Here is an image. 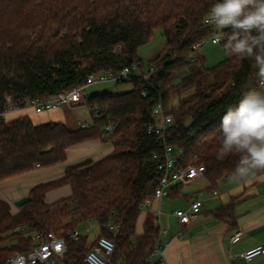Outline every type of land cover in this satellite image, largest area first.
<instances>
[{
  "label": "trees",
  "instance_id": "obj_1",
  "mask_svg": "<svg viewBox=\"0 0 264 264\" xmlns=\"http://www.w3.org/2000/svg\"><path fill=\"white\" fill-rule=\"evenodd\" d=\"M216 2L0 0V181L61 163L68 148L103 137L110 121L117 124L113 136L104 140L114 145L111 155L69 166L62 178L34 187L32 201L19 214L0 197V264L30 251L38 230L67 236L89 221L99 225L98 233L93 239L85 234L78 241L67 239L68 264H88L86 254L100 237L115 244L107 264L146 262L160 232L159 217L147 211L142 235L136 234V225L142 204L157 200L160 166L166 158L163 140L147 131L155 105L162 104L174 118L167 143L183 151L185 165L205 166L211 192L233 175L237 156L216 159L221 118L229 106L259 90L260 80L251 60L226 54L224 61L208 67L200 49L194 48L213 33L205 19ZM159 28L165 45L149 58L155 72L146 81L133 80L132 90L90 97L92 128L71 129L58 122L35 125L27 116L12 121L3 116L7 95L24 108L34 99L48 100L81 86L92 74L141 63L140 49ZM118 45L121 49L115 50ZM65 184L72 187V195L47 203L46 193ZM182 186H174L168 197H179ZM233 207L230 203L220 211Z\"/></svg>",
  "mask_w": 264,
  "mask_h": 264
},
{
  "label": "crops",
  "instance_id": "obj_2",
  "mask_svg": "<svg viewBox=\"0 0 264 264\" xmlns=\"http://www.w3.org/2000/svg\"><path fill=\"white\" fill-rule=\"evenodd\" d=\"M25 116L29 117L35 125L49 122L67 125L65 112L61 107L52 109L48 113H37L29 105L7 113L5 119L12 121ZM113 151V143L101 138L80 142L68 148L66 160L61 163L48 167H36L29 172L0 181V197L10 204L13 214H19L23 206L16 205V201L30 195L34 187L62 178L69 166L88 160L98 162L111 155ZM195 183L201 186L199 192L187 195L186 199L177 205L171 207L172 197L153 202L152 210L161 209L164 205L168 208L165 212L161 209L163 214L159 218V237L163 250L161 254L151 257L152 263L264 264L263 256L256 257L250 262L241 257V254L249 249L264 247V171L255 172L249 183L237 180L233 175L224 177L216 186L219 192L217 197H211V184L205 176L199 177L189 185ZM72 193V187L65 184L49 190L45 199L47 203L53 204L70 197ZM179 193L181 195V189ZM196 194L206 198L203 210L195 220L182 226L172 212L177 208L188 209L191 199ZM230 203L234 205L233 210L224 211L222 214L220 208ZM147 211L142 210L139 216L136 225L137 235L144 233ZM79 227L85 235H91V231L95 229L89 230L88 222ZM98 230L97 228L95 236ZM238 231H241L242 235L232 241V236ZM180 233H182L181 236ZM49 264L68 263L64 259H53Z\"/></svg>",
  "mask_w": 264,
  "mask_h": 264
},
{
  "label": "built area",
  "instance_id": "obj_3",
  "mask_svg": "<svg viewBox=\"0 0 264 264\" xmlns=\"http://www.w3.org/2000/svg\"><path fill=\"white\" fill-rule=\"evenodd\" d=\"M208 17H206L205 22ZM209 27L215 29L212 25L206 23ZM213 33L208 40H213ZM207 41V40H206ZM198 43L194 46L199 50L205 44ZM213 43V42H212ZM121 46H116L115 50H120ZM154 66L148 62L147 66L133 62L130 65H126L118 71H104L96 74H92L87 78V82L81 86L75 87L72 90L58 93L48 100H42L40 98L34 99L29 104L37 113H43L50 111L58 107L67 106L69 108H77L79 106L89 105L90 99L86 97V88L89 85L95 84L99 81H110L113 83L120 82H132L135 79L146 81L155 72ZM145 95L146 93L143 92ZM6 112L3 114L5 117L7 113L13 112L19 109L11 96H6ZM95 118H99V114L96 112ZM94 122V120H93ZM174 123V118L171 114H167L162 104L155 105L153 108V122L148 126L147 131L149 134H156L163 140L165 146V161L160 166L163 171V175L160 179L159 186L156 189L155 198L162 200L169 196L171 189L177 185H189L192 181L205 175L206 168L204 165L183 163V151L174 148L167 143V129ZM94 123L82 122L80 128L89 129L93 127ZM117 130V124L110 121L104 128V135L101 139L106 140L113 136ZM157 155H155L156 157ZM39 166V165H37ZM219 192L214 190L211 192V197H217ZM206 198L201 194H196L190 201L188 209L177 208L172 212V215L178 219L179 223L184 226L195 220L202 212ZM153 207V200L147 199L141 206L142 210H151ZM158 217L163 214L161 209L154 210ZM89 230L95 228L92 221L88 222ZM99 226V225H96ZM114 231H117V227H112ZM18 231L22 228L18 227ZM84 232L79 228L71 229L68 231L67 236L58 235L54 231L38 230L32 238L34 240L33 248L26 253L13 254L7 264H49L53 259L63 260L68 251L67 239L78 241ZM182 233H180V236ZM242 235L241 231L235 233L231 240L235 241ZM160 235L156 238V242L152 253L147 258L144 264H153L151 257L162 253L163 246L160 240ZM115 249V244L112 240L106 237H100L97 243L87 252L85 261L88 264H107L110 261V257ZM263 256L264 247L258 246L249 249L241 254V257L247 262L252 261L254 258Z\"/></svg>",
  "mask_w": 264,
  "mask_h": 264
},
{
  "label": "clouds",
  "instance_id": "obj_4",
  "mask_svg": "<svg viewBox=\"0 0 264 264\" xmlns=\"http://www.w3.org/2000/svg\"><path fill=\"white\" fill-rule=\"evenodd\" d=\"M206 23L213 26L214 44L229 56L251 60L260 89L249 92L221 118L216 159L238 157L233 176L244 183L264 171V0H218Z\"/></svg>",
  "mask_w": 264,
  "mask_h": 264
},
{
  "label": "rangeland",
  "instance_id": "obj_5",
  "mask_svg": "<svg viewBox=\"0 0 264 264\" xmlns=\"http://www.w3.org/2000/svg\"><path fill=\"white\" fill-rule=\"evenodd\" d=\"M165 45V38L163 36V30L161 28L157 29L154 33L152 39L142 47L139 52V56L141 58V64L147 66L149 62V57L159 53L162 51ZM200 54L206 58V63L208 67H213L219 64L220 62L224 61L227 58V55L223 51L220 45L214 44L211 40H207L205 44L200 49ZM132 82H120V83H113L110 81H99L95 84L89 85L86 88V97L90 99V97L98 94H119L133 89ZM177 99V98H176ZM175 99V100H176ZM175 100L172 104L175 103ZM65 112V117L67 120V126L71 129H78L80 128V123L88 122L93 123V117L91 116V108L87 105H83L77 108H69L67 106L61 107ZM46 111L45 113H48ZM44 113V112H43ZM201 186L199 184H191V185H183L181 188V195L176 198H171V207L177 205L186 199L187 195H193L198 193ZM167 198V197H166ZM181 201V202H180ZM186 201V200H185ZM168 206H162V211L165 212ZM170 208V207H169ZM164 217V216H163ZM94 223L95 229L92 230L90 239H93L95 236V232L97 231L96 223ZM87 228V224H85ZM80 229V227H77Z\"/></svg>",
  "mask_w": 264,
  "mask_h": 264
},
{
  "label": "water",
  "instance_id": "obj_6",
  "mask_svg": "<svg viewBox=\"0 0 264 264\" xmlns=\"http://www.w3.org/2000/svg\"><path fill=\"white\" fill-rule=\"evenodd\" d=\"M30 201H32V196L28 195V196L22 197L21 199L16 201V205L21 207V206L25 205L26 203H28Z\"/></svg>",
  "mask_w": 264,
  "mask_h": 264
}]
</instances>
